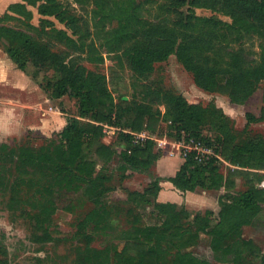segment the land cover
<instances>
[{
  "label": "trees",
  "instance_id": "1",
  "mask_svg": "<svg viewBox=\"0 0 264 264\" xmlns=\"http://www.w3.org/2000/svg\"><path fill=\"white\" fill-rule=\"evenodd\" d=\"M28 1L35 5L41 0ZM42 1L39 6L42 15H54L59 21H65L66 12L61 10L57 0ZM82 1L74 0L76 3ZM85 1H93L91 13L95 23L91 36L100 40L98 48L94 43L88 45L86 56L92 63L103 61L99 48L110 54L119 52L128 61L136 78L148 79L155 63L174 55L192 74L198 88L225 95L236 105L244 104L264 81V0H158L159 11L165 18L157 22L141 16L142 6L136 0ZM12 8L20 10L23 7ZM196 9L220 14L230 22L214 15L198 16ZM114 21L115 27L106 29ZM254 34L263 41L259 44L257 59L247 63L231 51V45ZM14 42L7 53L17 68L26 72L31 66L35 69L34 74L51 69L56 75L55 83L50 85L55 96L73 99L76 109L66 118V124L56 138L47 145L38 149L0 147V182L4 179L5 167L11 166L13 171L4 192L10 195V207L17 209L28 204L36 210L34 228L42 230L44 238L35 234V242L51 240L47 228L56 210L54 193L87 186L85 196L93 209L78 224L87 246L76 264H111L112 259L116 264H210L192 250H185L196 244L201 234L207 237L208 246L217 260L242 264L246 258L259 256L264 264L262 250L252 239L243 236L246 227L257 224L264 204V190L257 188L262 179L258 171L264 170V138L257 137L237 145L229 120L220 108L213 105L203 109L154 83L144 85L136 98L133 96L124 101L122 98L126 94H123L115 101L112 91L106 87L104 76L88 72L72 58L66 61L68 55L54 53L41 41L24 35L14 38ZM117 60L120 62L121 57L117 56ZM161 106L164 111L160 110ZM246 118L249 123L264 121V115L259 118L246 115ZM160 122L169 125L171 132L167 136L181 140L185 135L187 141L193 139L211 146L232 166L224 175L217 158L197 163L190 155L168 179L181 192L218 191L220 209L217 217L214 219L213 212L207 210L190 219L185 208L157 202L161 179L154 178L142 191H128L126 202L140 207L152 201L161 223L134 225L121 231L118 236L124 243L121 253L113 252L111 248H89L91 237L85 231L89 225L95 232L114 231L111 222L113 208L107 200L114 191V186L110 185L113 176L110 172V175L103 172L102 168L96 171V163L90 158L92 152L105 166L118 157L122 181L128 177L125 175L127 170L147 172L158 158L153 141L133 144V137L121 131L116 140V144L122 146L118 153L114 144L103 142V125L138 133L149 129L150 124ZM204 126L215 130L214 139L204 135ZM40 176L45 179L41 180ZM237 177L247 180L246 190L235 189ZM32 182L35 188L26 199L21 192ZM166 256L171 257L167 263Z\"/></svg>",
  "mask_w": 264,
  "mask_h": 264
},
{
  "label": "rangeland",
  "instance_id": "2",
  "mask_svg": "<svg viewBox=\"0 0 264 264\" xmlns=\"http://www.w3.org/2000/svg\"><path fill=\"white\" fill-rule=\"evenodd\" d=\"M154 1L152 3L150 0H136V3L142 6L141 16L150 22L165 18L159 11L158 0ZM57 2L62 6L61 10L66 12L64 22L59 21L54 15H42L39 12L42 0L35 5H31L28 0H0V147L5 145L15 149L19 147L38 149L47 145L65 126L66 118L76 111L73 99L68 96L60 98L55 96V90L50 85L55 83L56 75L51 69H43L34 74L35 69L28 66L27 71L22 72L10 58L7 49L15 44L14 38L24 35L47 44L54 53L68 55V58L65 56L66 61L72 58L88 72L104 76L106 87L112 91L115 101L123 94H126L128 100L133 96L136 98L144 85L154 83L175 95L183 96L188 103L197 104L203 109L218 106L229 120L235 144H246L257 137L264 138V122L249 123L246 118V115H256L258 118L264 115V82L258 86L257 94L244 104L235 105L225 95L208 93L198 88L194 84L192 74L182 67L174 55L169 56L164 62L155 63L148 79L136 78L128 61L119 52L110 54L99 48L103 61L92 63L86 56L88 45L94 43L98 48L100 44V40L91 36L95 23L91 13L93 1L83 0L76 3L74 0H57ZM17 5L23 8L20 10L12 8ZM195 12L198 16L214 15L230 22L229 18L206 9H196ZM171 18H174L173 14ZM115 25L114 21L106 29H112ZM262 41L255 34L247 35L241 42L232 44L231 51L237 53L245 62L252 63L258 57L259 44ZM117 56L121 57L120 62ZM36 86L41 90H37ZM160 110L164 111V107L161 106ZM145 131L160 140L175 141L167 136L171 129L165 122L158 125L150 124L149 129ZM203 131L210 139L216 136L215 130L209 126H204ZM105 135L103 142L106 144L112 142L109 133ZM175 142L177 145L171 142L165 146L175 147L182 156V147L178 141ZM90 158L96 163V171L102 168L103 172L109 175L111 173L113 176L110 185L114 186V191L108 195L107 200L113 208L111 222L114 231L95 232L93 226L89 225L85 230L91 237L88 247L97 250L111 248L113 252L116 250L121 253L124 249L123 241L118 239L121 231L134 225L161 223L153 209L152 201L140 207L126 202L128 191H141L156 176L152 169L148 173H132L127 180L122 181L121 173L118 171L120 164L118 157L115 156L108 166H105L93 152ZM231 168L223 160H219L221 173L227 175ZM5 171L4 179L0 182V264H76L79 255L87 246L78 224L93 209L92 203L85 196L87 186H80L82 187L80 190H62L54 193L56 210L51 225L47 228L51 240L35 242L33 240L35 234L44 238L41 236L43 231H36L34 228L33 215L36 210L28 204H22L17 209L10 207V195L4 192V186L13 169L6 166ZM40 179L45 178L40 176ZM235 184L236 190L243 191L248 188L244 177L235 178ZM34 188L32 182L21 193L27 199ZM262 219L258 232L264 235V218ZM185 250H192L210 264H236L234 261L222 262L215 259V254L210 250L208 239L204 235H200L196 244ZM259 258V256L246 258L242 264H261ZM170 259L171 257L166 256L165 262H169ZM115 262V259H112L111 264H116Z\"/></svg>",
  "mask_w": 264,
  "mask_h": 264
},
{
  "label": "crops",
  "instance_id": "3",
  "mask_svg": "<svg viewBox=\"0 0 264 264\" xmlns=\"http://www.w3.org/2000/svg\"><path fill=\"white\" fill-rule=\"evenodd\" d=\"M35 88L37 90H41L40 87H38V86H36ZM258 89L259 88H257V90L251 95V97L254 96L255 94H257ZM216 107L219 108L218 106H216ZM253 116L258 118V116H256V115H253ZM261 122H264V121H261ZM107 126L113 128V129L118 128V129H120L121 132H123L125 134H130L131 136H132V134L143 133L145 136V139L143 141H141L140 143H143L146 140H151L154 142V144H155L154 145V151L157 153L158 158L154 162L152 167L149 169V171L144 172V173H148L153 169L155 176H156L155 178L161 179V181L159 182L160 191H159L157 198H156L157 202H159V203L169 202V203L175 204L177 206V208H179V209L185 208L188 211V213L190 214V219H192L191 217L193 214L195 215L198 212H205L207 210L213 212L214 219L217 217L219 209H220L219 204H218V196H219L218 191L197 189L195 192H181V191L177 190L172 185L171 182L168 181V179L173 177L175 175V173L178 171V169L180 168V166L184 163V159L175 147L169 148L165 145L167 143L171 144V142L173 145L174 144L177 145V143L175 141L179 142V140H176L175 138L171 137L175 141L168 142L167 140H160V138H157L155 135H149L147 133V131H145V130H142L139 133H133L128 129H122L120 127L111 126V125H107ZM120 131H116L114 133H109V136L111 137L112 142L107 143V144H114V148L118 153L122 149V146L116 144V140H117V137L119 135L118 133ZM105 136H104V138H105ZM221 160H223V159H221ZM223 162L227 166H230L229 163L225 162L224 160H223ZM230 167H232V166H230ZM132 173L134 174V173H142V172H135V171L127 170L125 175H127L128 177L126 179H124L123 181L127 180ZM151 181L149 182V184L151 183ZM130 191H139V190H130ZM261 207H262V211L259 215V219L257 221V224L254 226L246 227L244 229L243 236L245 238L252 239L255 242V244L257 246H259V248L262 250V253L264 254V235L260 234L258 232L260 227H261V224H262L261 223L263 220L262 218H264V204H262ZM194 215H193V217H194ZM214 223H215V221H213V224ZM201 235H203V234H201Z\"/></svg>",
  "mask_w": 264,
  "mask_h": 264
},
{
  "label": "built area",
  "instance_id": "4",
  "mask_svg": "<svg viewBox=\"0 0 264 264\" xmlns=\"http://www.w3.org/2000/svg\"><path fill=\"white\" fill-rule=\"evenodd\" d=\"M104 134L106 133H114L116 131H120V129H113L108 127L106 124L103 125ZM133 136V144H139L141 141L145 139L143 133L132 134ZM179 146L182 147V157L183 159L188 158L190 155L193 157L194 161L197 163H205L208 162L212 158H217L221 161V158L215 153L214 148L211 146H207L200 141H195L190 139L186 140L185 135H182L181 140H179ZM259 174L262 175V179L259 183H257V188L264 190V170L258 171Z\"/></svg>",
  "mask_w": 264,
  "mask_h": 264
},
{
  "label": "water",
  "instance_id": "5",
  "mask_svg": "<svg viewBox=\"0 0 264 264\" xmlns=\"http://www.w3.org/2000/svg\"><path fill=\"white\" fill-rule=\"evenodd\" d=\"M122 99H123L124 101L128 100L127 97H123Z\"/></svg>",
  "mask_w": 264,
  "mask_h": 264
}]
</instances>
